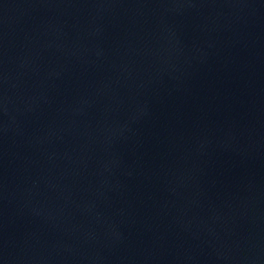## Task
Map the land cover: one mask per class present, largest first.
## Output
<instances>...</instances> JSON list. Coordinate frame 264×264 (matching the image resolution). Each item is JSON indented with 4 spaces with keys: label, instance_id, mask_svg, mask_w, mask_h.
Instances as JSON below:
<instances>
[{
    "label": "water",
    "instance_id": "1",
    "mask_svg": "<svg viewBox=\"0 0 264 264\" xmlns=\"http://www.w3.org/2000/svg\"><path fill=\"white\" fill-rule=\"evenodd\" d=\"M0 264H264V0H0Z\"/></svg>",
    "mask_w": 264,
    "mask_h": 264
}]
</instances>
